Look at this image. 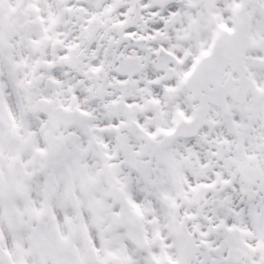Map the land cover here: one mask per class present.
Instances as JSON below:
<instances>
[{"label":"snow or ice","instance_id":"1","mask_svg":"<svg viewBox=\"0 0 264 264\" xmlns=\"http://www.w3.org/2000/svg\"><path fill=\"white\" fill-rule=\"evenodd\" d=\"M0 264H264V0H0Z\"/></svg>","mask_w":264,"mask_h":264}]
</instances>
